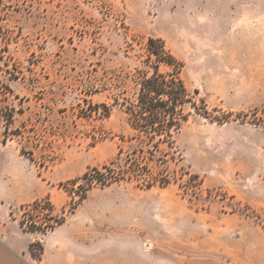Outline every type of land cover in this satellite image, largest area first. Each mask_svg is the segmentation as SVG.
I'll use <instances>...</instances> for the list:
<instances>
[{
    "label": "rangeland",
    "instance_id": "1",
    "mask_svg": "<svg viewBox=\"0 0 264 264\" xmlns=\"http://www.w3.org/2000/svg\"><path fill=\"white\" fill-rule=\"evenodd\" d=\"M0 29L1 233L39 256L42 235L18 221L25 209L26 220L45 216L31 209L43 201L65 215L71 248L264 264V0H0ZM147 38L182 63L190 98L178 156L150 165L170 183L94 187L78 204L69 182L128 150L114 98L135 92L125 77ZM6 108L18 134L5 138Z\"/></svg>",
    "mask_w": 264,
    "mask_h": 264
},
{
    "label": "trees",
    "instance_id": "2",
    "mask_svg": "<svg viewBox=\"0 0 264 264\" xmlns=\"http://www.w3.org/2000/svg\"><path fill=\"white\" fill-rule=\"evenodd\" d=\"M138 57V66L125 77L135 86V92L130 97L117 95L114 98V103L119 105L126 115L131 131L129 136L119 137L122 144L128 145V150L119 147L113 160L100 167L89 168L81 177L69 182V185L76 189L72 190V194L78 197V204L85 200L87 193L94 187L106 188L134 181L144 189H151L156 185L163 188L170 183L167 176L160 179L153 177L150 165L166 167L169 161H174L178 156L175 138L188 120L184 108L190 103L181 79L183 65L171 55L161 39L147 38L145 43L139 45ZM161 67L167 68L168 71L161 72ZM5 89L11 93L8 87ZM101 107L104 109L102 116L108 117V107L105 104ZM6 110L9 113L3 115L5 138L8 134H18L8 133L15 111L7 108ZM17 113L21 114L22 111L18 110ZM31 209L46 211L47 214L42 218L26 220L25 209L18 221L19 228L24 232L45 235L65 222V215L53 216V208L47 202H34ZM73 210L72 208L69 213ZM33 245L29 246V251L38 261L41 258L42 246L38 244L40 255L35 256Z\"/></svg>",
    "mask_w": 264,
    "mask_h": 264
},
{
    "label": "crops",
    "instance_id": "3",
    "mask_svg": "<svg viewBox=\"0 0 264 264\" xmlns=\"http://www.w3.org/2000/svg\"><path fill=\"white\" fill-rule=\"evenodd\" d=\"M63 227L64 223L52 232L41 234L42 254L38 261L30 254L31 242L23 245L19 236L0 232V264H151L145 255L130 247L103 249L86 244L84 248H71L70 236L59 232ZM86 233L85 239L90 240L92 236H89V232ZM160 253L156 264H183L177 253ZM239 262L252 264L244 257Z\"/></svg>",
    "mask_w": 264,
    "mask_h": 264
}]
</instances>
